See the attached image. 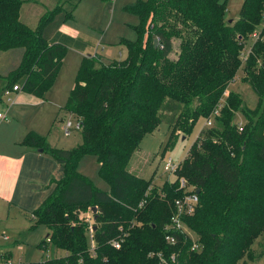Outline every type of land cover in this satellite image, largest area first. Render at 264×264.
Masks as SVG:
<instances>
[{"label": "trees", "instance_id": "trees-1", "mask_svg": "<svg viewBox=\"0 0 264 264\" xmlns=\"http://www.w3.org/2000/svg\"><path fill=\"white\" fill-rule=\"evenodd\" d=\"M81 1L57 0L30 28L19 16L22 0H0V51L18 50L17 66L0 79V94L14 84L37 97L48 91L66 53L49 40ZM240 9L228 22L222 0H137L126 7L139 21L135 40L120 41L125 58L107 64L101 55L82 58L64 107L78 120L81 142L54 148L32 131L21 141L63 166L30 221L47 228L41 248L48 238L64 254L31 264H237L258 237L264 248V0H243ZM252 33L257 39H249ZM175 37L180 44L172 60ZM240 67L257 105L242 109L246 121L238 129L233 116L242 100L228 88ZM217 108L216 127L196 137L173 173L176 180L157 187L127 170L140 141L162 121L172 139L178 131L190 134ZM88 155L108 191L78 171ZM180 177L199 191L195 212L183 217L195 238L165 229L173 201L185 193L178 189ZM91 207L97 212L90 252L80 215ZM122 237L114 248L111 240Z\"/></svg>", "mask_w": 264, "mask_h": 264}, {"label": "rangeland", "instance_id": "rangeland-1", "mask_svg": "<svg viewBox=\"0 0 264 264\" xmlns=\"http://www.w3.org/2000/svg\"><path fill=\"white\" fill-rule=\"evenodd\" d=\"M23 5L20 9V19L30 28H35L41 14L57 3V0H22ZM137 0H83L78 7L72 12L73 18L67 20L63 26L55 29L49 40L50 44L59 43L66 49V53L62 58V63L57 72L54 84L48 89L47 93L40 97L47 101L48 108L55 111L52 118H48L42 125L45 131L56 143L62 145L63 149L72 148L81 142L80 129L76 126L77 119L64 110L65 103L71 92L72 85L75 81L76 72L82 61V58L90 55H102L112 60H122L126 56V47L121 40L133 41L136 38L134 25L138 23V17L132 12H128L126 7L135 3ZM243 0H222L225 9V21L232 22L239 17L240 7ZM71 27L72 29H69ZM172 51L169 57L175 60L179 51V38L171 39ZM158 45V44H157ZM248 46V45H247ZM246 46V47H247ZM245 50V49H244ZM18 50L0 51V79L6 78L10 69L17 66ZM105 58V59H107ZM110 61L103 60L102 63ZM245 72L240 67L236 73L235 80L230 83L228 90L237 93L240 96L241 105L234 112L233 123L241 129L242 124L246 121L243 114L244 111L252 112L256 105L257 99L254 91L247 84L243 77ZM3 94V93H2ZM0 94V108L4 109L9 103L7 97ZM25 94V93H23ZM27 94V93H26ZM30 94V93H29ZM14 95V94H13ZM12 95V97H13ZM57 103V104H56ZM58 106H56V105ZM219 109L213 111L211 118H200L196 121L192 128V132L188 135L178 131L175 132L170 139V126L162 121L156 129L144 136L138 144V148L133 151L129 161L127 162V170L138 177L144 178L146 181L151 180L152 183L160 187L164 181H174L176 176L163 169L166 159L169 157L176 164L182 162L186 156L191 144L196 137L202 136V133L209 127H216V118L220 117ZM47 110V109H46ZM210 121V124L207 122ZM68 134L64 133V126H67ZM186 135V136H185ZM60 147V148H62ZM78 171L91 179L93 184L101 190H109L108 183L100 179L98 176V164L92 155L81 158ZM197 192V191H196ZM91 214V209L80 215L82 222L88 225L86 233L89 251L94 250L92 232V218L90 223L86 221V216ZM27 225L29 222H27ZM7 233L9 241L3 244H14L9 246L13 264H28L35 261H43L46 258L61 257L64 251L56 249L50 240H46L47 248H38L37 244L40 240L45 239L47 233L46 226L38 225L33 229L23 228L15 234L10 230H1ZM190 236L193 233L189 231ZM2 241L4 238L1 236ZM115 239L111 240V242ZM261 238L258 237L251 249L250 256H245L237 264H264V248L262 247ZM7 249H1V253H8Z\"/></svg>", "mask_w": 264, "mask_h": 264}, {"label": "crops", "instance_id": "crops-1", "mask_svg": "<svg viewBox=\"0 0 264 264\" xmlns=\"http://www.w3.org/2000/svg\"><path fill=\"white\" fill-rule=\"evenodd\" d=\"M61 26L63 24L58 28ZM101 58L107 62L112 60L102 55ZM23 93L25 92L19 90L13 95L10 104L4 105L6 106L4 109L0 108V111L5 113V118L0 121V234L3 232L1 230H10V233L15 234L23 228L33 229L38 226L30 221V216L44 203L53 191L55 182L63 176V166L48 154L21 144L27 132L32 131L45 136L51 147H62L42 125L48 118L54 116L55 111L47 107V101L43 98L40 99L28 92ZM26 221L29 222L28 225ZM1 236L4 238L3 241ZM7 240L9 241L7 233H2L0 250L13 247L14 244L2 243ZM40 243L41 240L37 247L41 249ZM7 250V255L11 257V252ZM37 262L41 261L31 263Z\"/></svg>", "mask_w": 264, "mask_h": 264}, {"label": "built area", "instance_id": "built-area-1", "mask_svg": "<svg viewBox=\"0 0 264 264\" xmlns=\"http://www.w3.org/2000/svg\"><path fill=\"white\" fill-rule=\"evenodd\" d=\"M251 40H255L257 39V34L256 33H252L250 38ZM247 48V47H245ZM245 51V50H244ZM242 59L243 61L246 60V56L244 54V52H242ZM20 90V88L18 87L17 84H14L11 86V88H5L3 90V96L7 97V102L10 104L12 101V95L17 93ZM213 115V114H211ZM5 118V113L0 111V121L3 120ZM208 124H210V121L207 122ZM71 124H68L67 126H64V133L68 134L67 132V127L70 126ZM76 126L79 128V123L77 120ZM163 165V169L167 172H171L174 173V171L176 169L179 168V165L181 162H179V164H176L174 161H172V159L169 157L168 159H166ZM181 188L185 191L184 195H182L180 198H176L173 201V207H174V212L173 214L169 217V223L166 225L165 229H172L174 231H182L185 234L189 235V229L187 228L185 222L183 221V217L184 216H191L196 209V205L198 202V196H197V192L193 191L192 187H190L186 181V179L184 177H180L179 178V185H178V189ZM92 218V212L90 215L86 216V221L88 223H90ZM190 236V235H189ZM165 240L171 244L175 243V237L170 234V233H166V235L164 236ZM192 238H195L194 236H191ZM46 240H49L48 238ZM124 240V238L122 237L119 240H115L112 242V245L114 248H119L121 245V242ZM196 244L193 245V247L196 248ZM2 252V251H1ZM0 252V264H13L12 262V258L9 257L7 254L5 253H1Z\"/></svg>", "mask_w": 264, "mask_h": 264}, {"label": "water", "instance_id": "water-1", "mask_svg": "<svg viewBox=\"0 0 264 264\" xmlns=\"http://www.w3.org/2000/svg\"><path fill=\"white\" fill-rule=\"evenodd\" d=\"M153 42H154V46H157L158 41H157L156 38L153 40ZM38 150H39V152H42L41 149H38ZM196 191L199 192L198 190H196ZM90 209H91V212H92V216H93V218H95V217H96L95 214H96V212H97V209H96L95 207H91Z\"/></svg>", "mask_w": 264, "mask_h": 264}]
</instances>
